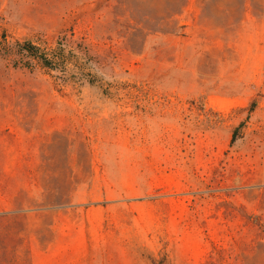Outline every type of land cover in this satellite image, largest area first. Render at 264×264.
<instances>
[{
    "label": "rangeland",
    "instance_id": "rangeland-1",
    "mask_svg": "<svg viewBox=\"0 0 264 264\" xmlns=\"http://www.w3.org/2000/svg\"><path fill=\"white\" fill-rule=\"evenodd\" d=\"M0 264H264V0H0Z\"/></svg>",
    "mask_w": 264,
    "mask_h": 264
},
{
    "label": "trees",
    "instance_id": "trees-1",
    "mask_svg": "<svg viewBox=\"0 0 264 264\" xmlns=\"http://www.w3.org/2000/svg\"><path fill=\"white\" fill-rule=\"evenodd\" d=\"M19 47V53L21 54L22 57L33 59L38 61L40 64L43 66H47L48 64V59L40 53L39 49L35 46H33L30 43H25L23 45H18ZM16 65L21 64L23 66H27L26 63L18 61V63H15ZM15 65V66H16Z\"/></svg>",
    "mask_w": 264,
    "mask_h": 264
}]
</instances>
